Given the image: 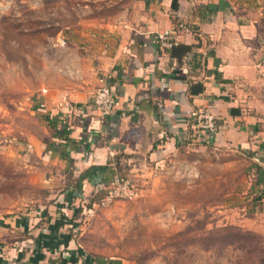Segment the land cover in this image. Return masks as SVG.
Here are the masks:
<instances>
[{
  "label": "crops",
  "instance_id": "0c3cea01",
  "mask_svg": "<svg viewBox=\"0 0 264 264\" xmlns=\"http://www.w3.org/2000/svg\"><path fill=\"white\" fill-rule=\"evenodd\" d=\"M95 1L26 68L45 123L31 156L50 194L0 218V264H123L86 252L73 206L100 198L115 174L184 166L205 149L231 162L233 194L247 200L239 225L264 232V10L232 0ZM169 30L186 53L155 42ZM103 75L117 94L106 119L91 106ZM201 109L216 116L217 133L195 140Z\"/></svg>",
  "mask_w": 264,
  "mask_h": 264
},
{
  "label": "rangeland",
  "instance_id": "374dc122",
  "mask_svg": "<svg viewBox=\"0 0 264 264\" xmlns=\"http://www.w3.org/2000/svg\"><path fill=\"white\" fill-rule=\"evenodd\" d=\"M84 1L99 8L95 0H0V218L49 201L31 156L45 123L32 103L34 74L25 72L38 61L37 49L46 58L57 36L67 35ZM232 1L264 10V0ZM223 156L205 149L184 166L133 167L139 199L100 208L93 197L73 206L86 252L123 264H264V232L239 225L247 200L233 194L231 162Z\"/></svg>",
  "mask_w": 264,
  "mask_h": 264
},
{
  "label": "built area",
  "instance_id": "2783aa9c",
  "mask_svg": "<svg viewBox=\"0 0 264 264\" xmlns=\"http://www.w3.org/2000/svg\"><path fill=\"white\" fill-rule=\"evenodd\" d=\"M178 27L183 28L182 24ZM173 30L165 31L160 34L155 42L161 44L166 48H172L176 42L172 39ZM66 41L61 42L65 45ZM99 86L94 94L91 106L98 113L101 118L106 119L116 109L117 94L109 85L107 76L103 75L98 78ZM43 93L46 90L42 91ZM193 124V138L200 140L202 135L206 134L209 138H213L217 133L216 116L208 110H198L192 114ZM186 135L183 141H187ZM104 193L99 200L94 204L96 207L106 208L118 201H135L141 197L138 181L131 175L115 174L113 178L106 182L103 187Z\"/></svg>",
  "mask_w": 264,
  "mask_h": 264
},
{
  "label": "trees",
  "instance_id": "16d2710c",
  "mask_svg": "<svg viewBox=\"0 0 264 264\" xmlns=\"http://www.w3.org/2000/svg\"><path fill=\"white\" fill-rule=\"evenodd\" d=\"M176 3H177V0H173V6L174 7H177V5H176ZM175 49H180V50H183L182 52H187V50H188V47L187 46H185V45H177V44H175L172 48H171V50H172V54H174V50ZM67 135H63V137H65V139L66 140H69V139H67V137H66ZM68 143H69V141H67ZM123 175H127V174H123ZM99 200V199H98Z\"/></svg>",
  "mask_w": 264,
  "mask_h": 264
}]
</instances>
